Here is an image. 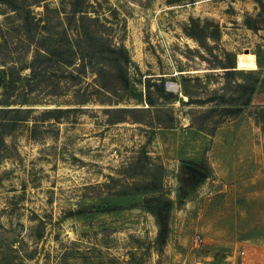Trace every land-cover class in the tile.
<instances>
[{
  "label": "rangeland",
  "instance_id": "rangeland-1",
  "mask_svg": "<svg viewBox=\"0 0 264 264\" xmlns=\"http://www.w3.org/2000/svg\"><path fill=\"white\" fill-rule=\"evenodd\" d=\"M32 1L0 3V107L23 109L0 112L15 122L0 133V264H264V0H88L129 56L117 94L36 53ZM71 3L28 6L33 23L54 9L51 45L72 40ZM150 163L172 201L162 247L143 196L113 194Z\"/></svg>",
  "mask_w": 264,
  "mask_h": 264
},
{
  "label": "trees",
  "instance_id": "trees-1",
  "mask_svg": "<svg viewBox=\"0 0 264 264\" xmlns=\"http://www.w3.org/2000/svg\"><path fill=\"white\" fill-rule=\"evenodd\" d=\"M44 0H34L33 4H42ZM28 2V1H27ZM0 3L8 5L15 8V0H0ZM32 3H28L24 10V26L28 31L34 29L40 31V36L36 40V45L39 50L36 51L37 54L42 55L46 63L52 60L65 64L68 67H72L78 75H86L87 72H91L95 75L94 82L97 87L104 91H110L117 94L119 90L126 91L129 89V78L126 72V66L129 63V56L124 45H117L112 42L111 32L113 28L108 25L106 18L103 20L99 19L96 9L94 13L96 16L92 17L89 15V8H93V5L88 0H72L70 16L72 18L73 24V36L72 40L67 43H60L58 41L55 45H51L50 36L52 33L51 17L49 16L51 12L54 11L53 8L46 4H43V11L40 13L41 17L37 19L35 23L31 15V10L28 6ZM77 16V17H76ZM42 51V52H41ZM227 57L230 53L225 52ZM72 75V76H78ZM229 81V77H226ZM9 80V77L3 69H0V85ZM227 83V84H228ZM242 86V84H239ZM100 91V90H99ZM251 94H255L253 89L250 90ZM257 94V93H256ZM263 93H258V95ZM148 103L153 105L152 101L148 99ZM226 104V103H225ZM231 106L223 107L220 111L224 114L232 116L241 112V106L247 104V102H241V106H232V103H228ZM6 105V104H0ZM264 105V104H263ZM21 108H2L0 107V112L4 111H22ZM29 110V109H26ZM106 111L113 112H137V108H106ZM191 124L198 130H204L205 127L202 123L197 122L192 116L190 117ZM9 123V124H8ZM15 122H5L2 117H0V133L5 132L6 127L14 126ZM161 124L160 122H158ZM168 127V126H166ZM170 127V126H169ZM146 155V151H143ZM192 165L206 173L205 177L198 176L186 169V173L189 176H197L200 179H205L209 173L206 169L201 166L190 162L183 161V165ZM150 165H153L150 163ZM147 169V167H142ZM144 176H149V179L144 182H124L118 189L113 191L116 196H128V195H142L143 201L140 205L142 209L149 212L153 217L156 225V243L162 247L165 245L166 240L169 235V217L172 207V201L167 193L163 190V179L165 176V168L162 164L153 165V171L142 173ZM180 197L188 194L187 190L182 187L179 189ZM150 194V195H148ZM85 211L84 208H80L75 211L77 214H81Z\"/></svg>",
  "mask_w": 264,
  "mask_h": 264
},
{
  "label": "water",
  "instance_id": "water-1",
  "mask_svg": "<svg viewBox=\"0 0 264 264\" xmlns=\"http://www.w3.org/2000/svg\"><path fill=\"white\" fill-rule=\"evenodd\" d=\"M185 168L188 171H190V172H192V173H194V174H196L198 176H201V177H205L206 176V173L204 171L200 170L199 168H197L195 166L187 164V165H185Z\"/></svg>",
  "mask_w": 264,
  "mask_h": 264
},
{
  "label": "built area",
  "instance_id": "built-area-1",
  "mask_svg": "<svg viewBox=\"0 0 264 264\" xmlns=\"http://www.w3.org/2000/svg\"><path fill=\"white\" fill-rule=\"evenodd\" d=\"M199 240H201V239H199V237L194 238V242H196V243H197V241H199Z\"/></svg>",
  "mask_w": 264,
  "mask_h": 264
}]
</instances>
